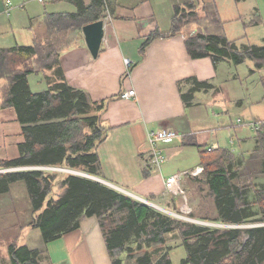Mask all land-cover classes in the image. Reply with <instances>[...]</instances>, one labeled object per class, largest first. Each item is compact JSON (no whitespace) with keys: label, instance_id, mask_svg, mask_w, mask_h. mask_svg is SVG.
<instances>
[{"label":"crops","instance_id":"crops-1","mask_svg":"<svg viewBox=\"0 0 264 264\" xmlns=\"http://www.w3.org/2000/svg\"><path fill=\"white\" fill-rule=\"evenodd\" d=\"M7 1L10 0H0V48L14 46L19 43L16 39H20L19 46L43 40L46 36L44 18L47 15L76 12V6L70 0L43 3L37 0H13L9 6ZM84 1L88 3L90 0ZM184 3L199 5L196 15L198 18L207 17L206 3L203 2L108 0L110 19L104 22V35L96 57L90 54L84 42L82 27L68 34V45L59 53L56 67L60 68L66 83L82 90L89 102H102L99 119L107 132L96 151L99 169L92 176L98 180L83 174L73 175L109 185L132 198L145 199L160 209L172 210L174 205L178 208L180 202L166 193L164 179L171 174L202 166L201 153L220 148L230 153L231 162L238 169L239 182L247 185L248 199L253 202L254 190L264 192V138H260L264 136V128L259 131H253L249 125L244 126L246 129L239 128L253 132L252 142L246 145L248 149L245 151H233L224 146L225 138L220 136L219 127L225 124L227 118L239 115L250 122L264 123V65L254 68L251 59L232 64L225 58L213 60L210 56L192 57L185 45L188 36L182 30L170 32L174 9ZM103 12L104 8L99 19ZM220 16L218 12L216 17L223 25L222 33L215 30V26L219 25L217 21L209 23L207 27L203 26L202 31L212 33L213 27L216 34L225 37L231 42L232 48L237 50L254 44L256 46V38L264 45V0H252L245 22L236 11L230 17H225L224 11H220ZM230 24H234L233 27ZM250 27L260 33L253 31L251 33L255 37L247 36L243 30ZM197 30L200 28L194 26L189 34ZM155 32L160 35L153 38L141 52L147 37ZM10 37L15 39V43ZM242 41L247 44L240 43ZM124 58L134 61L128 74L123 64ZM54 70L55 67L45 68L27 76L28 83L30 76H38L37 85L41 89L33 92L46 89L47 77L59 81ZM5 82V79L0 80V162L16 158L19 155L18 144L24 140L22 124L14 108L3 106L1 87ZM195 82H205L207 87L192 90ZM128 90H134L135 96L123 98L121 94ZM163 127L174 129L179 137L158 145L164 155V162L160 167H155L150 162L148 132ZM237 137L245 144V136ZM146 171L148 174L144 175ZM201 174L198 177L202 179ZM194 178L182 179L189 196L194 197L193 208L200 210L199 206L204 203L207 209H212L216 214L211 195V200H208L197 193V186L202 185L203 193L208 191V187L201 180L194 181ZM60 182L54 183V199L64 190ZM18 183L21 182L11 183L6 193L10 192L16 198L18 195L26 197L25 184L18 187ZM15 197L10 205H4L8 201L0 198V216L4 218L6 213L8 223L18 221L16 215L9 214L14 211ZM28 203L30 209L29 198ZM256 207L253 209L256 210ZM16 225L5 227L13 228ZM9 231L13 236L16 235L15 229ZM10 238L11 242H6L8 246L26 245L21 242L23 237ZM167 244L173 246L172 250L181 246L180 242L174 243L171 238ZM8 246L3 251L7 258H3L4 264L11 261ZM41 256L48 264H111L95 216H81L78 228L44 244ZM184 256L185 252L182 258Z\"/></svg>","mask_w":264,"mask_h":264},{"label":"trees","instance_id":"trees-1","mask_svg":"<svg viewBox=\"0 0 264 264\" xmlns=\"http://www.w3.org/2000/svg\"><path fill=\"white\" fill-rule=\"evenodd\" d=\"M70 2L76 6V12L52 13L44 18L43 40L27 46L0 48V80L6 81L1 87L3 106L14 108L24 136L18 144L19 155L0 162V169L47 165L90 175L98 173L97 146L107 135L99 119L102 102H89L82 90L66 83L56 66L59 53L68 45V34L98 20L105 0ZM205 10L207 20L191 16L200 28L185 40L192 57L225 58L232 64L251 59L254 68L264 65V45L237 50L222 35L203 32V26L213 21L220 24L212 6H205ZM179 13L176 7L171 33L183 31L177 28ZM185 18L190 17L180 15L179 20ZM158 35L150 34L140 51ZM13 54L29 57L31 65L13 67ZM54 67L59 81L47 77L46 89L31 91L27 76ZM199 87L206 88L207 84L195 82L192 90ZM229 155L228 150L220 148L203 151L202 179L194 178L196 182L203 181L213 198L216 211L213 221L230 225L264 222V192L254 190V201H249V188L239 182L238 169ZM147 174L146 171L144 175ZM55 181L64 187L56 199ZM14 182L26 186L33 215L30 226L40 230L44 244L78 228L81 216H95L111 264H171L173 246L167 244L168 235L179 239L185 249L180 264H264V225L217 229L183 222L99 182L66 173L35 169L2 173L0 191L8 190ZM175 206L173 211L178 209ZM255 206L258 211L253 209ZM42 252L27 245L8 246L12 264H41Z\"/></svg>","mask_w":264,"mask_h":264},{"label":"rangeland","instance_id":"rangeland-1","mask_svg":"<svg viewBox=\"0 0 264 264\" xmlns=\"http://www.w3.org/2000/svg\"><path fill=\"white\" fill-rule=\"evenodd\" d=\"M10 1L13 2V0H10ZM191 1H193L195 4H197V2L206 3V4H204L206 7L212 6V8L215 10V17L218 14V12H219V16H220V11H224L225 17L232 16V14L236 11V13L240 14L242 16V18H244V20H242L243 22H245V18L248 15L249 5L252 3V0H211L212 2H210L209 0H191ZM181 6L179 8L180 9L179 17H180V15H186V17H190V18L188 20H186V18L179 20V17H178L177 28L183 29V32L186 34V36L193 35V34H195V32H193L191 34H189V33L192 29H194V26L197 27L198 25L196 23L192 22L193 18L191 16L194 14L196 15L195 11L199 9V7H198L199 5L195 6L193 3H184V4H181ZM199 15H201V14H199ZM237 24H238V22H237ZM233 25L234 24H230V27H233ZM222 28H223L222 24L215 26V30H219V31H221V33H222ZM215 30L212 27L211 31L213 34H216ZM253 31L256 34L260 33L259 30H256V29L251 28V27L243 30V32H246L247 36H249V37H251V36L255 37L256 36V35L251 33ZM203 32H205V31H203ZM10 39L13 41V43H15V39H13L12 37H10ZM255 40H256V46H262L263 45V43H260V39L256 38ZM16 42H19V43H16L14 46H19L20 45V39H16ZM240 43H244V45L247 44L244 41H242ZM253 46H255V44ZM12 58H13V62H12L13 67L23 68V65H26V66L31 65V61H30L31 59L29 57L26 59L23 56L19 57V56H16L15 54H13ZM253 63L255 66V62H253ZM37 77L38 76H30V78H29V87H30L31 91H37L38 89H41V86L37 85L38 84L37 83L38 82ZM230 116H232V115H230ZM237 119H240L241 122L238 123ZM249 122H250V120H246L241 115H239L236 118H234L232 116V118L226 119L225 124H223V126L219 127V134H220V136L222 135L225 138V141H223V143L225 144L224 146L226 148L231 149L233 151H236L239 149H241L242 151H245L246 149H248V147L246 145L250 144L252 142L253 132L248 131V130H240L239 128L246 129L245 127H248L247 123H249ZM235 130H236V132H235ZM237 136H240V137L245 136V138H246L245 144L242 141H239ZM45 166H47V165H40V166H35V165L33 166L32 165V166H19V167H13V168H5V169H0V170H4V171H1L0 174L10 172V171H20V170H28V169L42 170V168ZM6 169H12V170H6ZM48 172H50V171H48ZM68 175H73V174H68ZM245 176H246V170H245ZM58 179H61V178H58ZM19 185H21L20 187H22L24 184H23V182H21V183H18V187H19ZM107 186H109V185H107ZM185 189L187 192L189 205L192 208V211L190 212L189 217H191V218L195 217L198 219L197 221H200V222H197V221L191 222L188 220H182V219L177 218L173 214H169L170 217L177 219V220H180V221H183V222L193 223V224H197V225H201V226H208V227L217 228V229L218 228L219 229L232 228V227L237 226V225H230V224L222 225L221 223L212 222L213 221L212 218L215 214L213 213L212 209L211 210H210V208L207 209V207L204 203L199 206L200 210H195V208H193L194 197L191 195L192 196V198H191L189 196L188 189L186 187H185ZM54 190L56 191V188ZM7 191L8 190H6L4 192L0 191V198L5 200V201H8V202L4 203V205H6V204L10 205V201H13V199L15 197V196L11 195L10 192L6 193ZM197 193L199 195L203 196L204 198H208V200L211 198L208 191H206V193H203L202 185L197 186ZM55 194H56V192H55ZM209 205H210V203H209ZM155 209L161 211L162 213L167 214L165 212V210L162 208L159 209L156 206ZM255 209L258 210L257 207ZM13 210H14L13 213L9 212V214H10V216L12 214L16 215V218L18 221H14V223H8L9 220L6 217V213H5L4 218H2V216H0V247L3 246V248L0 250L1 251L0 252V264H4V259L5 260L7 259V258H5L3 251L5 250V247L8 246V243L11 242L10 237H12L13 239H14V237H15V239L23 237L22 238L23 240H21V242H23V244H26L27 247L30 249H38V250L43 251V247H44V243H43L42 238H41L40 230L39 229H33L29 224V220L32 221L31 216H33V215L29 209L27 193H26V197L18 195L16 200H14ZM170 212H173V211L170 210ZM174 212H176V211H174ZM1 213H2V210L0 209V215H1ZM260 215H261V212L259 211L258 216H260ZM201 216H203V217H201ZM201 218H205V219H201ZM201 222L211 223L213 225H210V224L204 225ZM12 224H17V225H16V227H13V228L12 227H7V228L5 227V226H10ZM261 224H264V223L263 222L262 223H246V224L239 225V228L246 229V228H249L250 225H253L252 227H255V226H260ZM214 225H217V226H214ZM30 227L32 229H30ZM14 229L16 230L15 236H13V233L9 231V230H14ZM170 238L174 243L180 242L179 239L175 240L172 237H170ZM170 238H168V240H170ZM6 242H8V243H6ZM9 245H11V244H9ZM184 252H185V250H184L183 246H178V247L174 248L170 253L171 264H180V260L182 259ZM39 263L48 264L45 261V259L39 260ZM5 264H12V262L10 261V263L7 262Z\"/></svg>","mask_w":264,"mask_h":264},{"label":"built area","instance_id":"built-area-1","mask_svg":"<svg viewBox=\"0 0 264 264\" xmlns=\"http://www.w3.org/2000/svg\"><path fill=\"white\" fill-rule=\"evenodd\" d=\"M37 1L40 3H43L46 1H50V0H37ZM7 5L8 6L11 5V2L7 1ZM101 19H103L104 22L110 19V13L108 10L107 0H105L104 12H103V16L101 17ZM123 64L125 66L126 74H128L134 64V61H132L129 58H124ZM121 96L123 98L132 97V96H135V92L134 90H128L122 93ZM237 122L240 123L241 120L237 119ZM247 125H249L253 131H259L262 128H264V123L262 122H249L247 123ZM177 137H179V133L170 127H163L159 130L148 132V141H149V146H150L149 154H150V162L152 165H154L155 167H160V165L164 162V155L162 151L159 149L158 145L161 142L169 141ZM6 170H11V169H6ZM42 170L52 171V172L57 171V172L66 173V174H74L72 171H75L72 169H67L63 167H55V166H45L42 168ZM65 170H68V171H65ZM1 171H4V170H0V172ZM202 171H203L202 166H195L192 169L183 170L177 174H171L164 179L163 187L166 193L169 194L172 198L180 202L178 206V210L176 212H174L173 210H172L173 212H170V210L165 209V212L168 215L173 214L179 219L188 220L191 222L197 221L189 217V214L192 211V208L189 205L187 192H186L184 185L182 184V179L184 177H192V178L198 177L202 173ZM197 222H200V221H197ZM201 223L204 225H207V224L213 225L211 223H203V222ZM214 226H217V225H214Z\"/></svg>","mask_w":264,"mask_h":264},{"label":"water","instance_id":"water-1","mask_svg":"<svg viewBox=\"0 0 264 264\" xmlns=\"http://www.w3.org/2000/svg\"><path fill=\"white\" fill-rule=\"evenodd\" d=\"M82 34H83V38H84V42L90 52V54L93 57H96L100 48V44L104 35V21L103 19H98L94 22L85 24L84 26H82ZM12 170V169H11ZM68 171V170H65ZM74 174L79 175V174H83L84 176H87L88 178L94 179V180H98L96 179L94 176L92 175H88L85 173H80L78 171H72ZM104 184H107L104 181H101ZM115 188V187H114ZM119 190V189H118ZM136 200L155 208L156 206L153 205L152 203L148 202L145 199H141L138 197H133ZM253 225H250L249 227H252ZM236 227H239V225H237ZM243 227V226H242Z\"/></svg>","mask_w":264,"mask_h":264},{"label":"bare ground","instance_id":"bare-ground-1","mask_svg":"<svg viewBox=\"0 0 264 264\" xmlns=\"http://www.w3.org/2000/svg\"><path fill=\"white\" fill-rule=\"evenodd\" d=\"M160 209V208H159Z\"/></svg>","mask_w":264,"mask_h":264},{"label":"clouds","instance_id":"clouds-1","mask_svg":"<svg viewBox=\"0 0 264 264\" xmlns=\"http://www.w3.org/2000/svg\"><path fill=\"white\" fill-rule=\"evenodd\" d=\"M165 210V209H164Z\"/></svg>","mask_w":264,"mask_h":264}]
</instances>
